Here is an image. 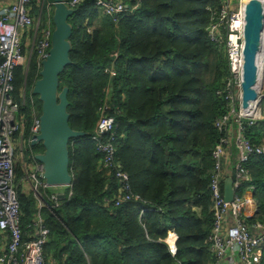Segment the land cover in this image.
Returning a JSON list of instances; mask_svg holds the SVG:
<instances>
[{
    "label": "trees",
    "instance_id": "obj_1",
    "mask_svg": "<svg viewBox=\"0 0 264 264\" xmlns=\"http://www.w3.org/2000/svg\"><path fill=\"white\" fill-rule=\"evenodd\" d=\"M41 2L30 6L33 18L41 16L39 33L53 12L52 0ZM125 2L131 11L119 21L101 13L95 0L82 1L69 18L72 64L60 89L69 88L70 126L86 135L70 141L73 182L57 207L51 201L40 209L26 181L43 151L30 142L41 113L31 91L41 70L37 51L15 69L13 98L24 121L15 159L24 240L41 217L47 264H213L212 150L224 135L215 122L227 102L217 92L229 62L225 42L213 41L208 28L219 20L222 0ZM32 33L23 35L25 55ZM102 111L115 118V161L128 174L129 199H121L126 192L92 138ZM247 137L264 145V119ZM247 168L257 212L245 218L264 223V155L252 156ZM173 234L175 253L168 242Z\"/></svg>",
    "mask_w": 264,
    "mask_h": 264
},
{
    "label": "built area",
    "instance_id": "obj_2",
    "mask_svg": "<svg viewBox=\"0 0 264 264\" xmlns=\"http://www.w3.org/2000/svg\"><path fill=\"white\" fill-rule=\"evenodd\" d=\"M84 0H68L67 4L75 8ZM247 0H222L219 20L208 28L209 36L217 43L225 42V51L229 62V75L225 78L218 95L224 96L227 112L218 118L215 126L223 132L219 143L212 150L214 167L211 173L210 189L214 225L209 240L214 254L213 264H261L264 254V223L249 224L246 216L257 212L252 177L247 163L252 156L264 155V145H255L247 137V130L261 118L259 93L255 100L243 105L244 73V25L242 12ZM33 0L0 1V238L7 246L0 252V264H47L45 245L48 241V229L41 217L35 223L31 239L24 240L20 227L21 204L16 188L15 159L19 145L23 147L22 135L24 121L18 119L19 106L13 98L15 69L28 64L30 56L23 52V35L34 29V40L39 60H44L51 48L53 21L48 20L46 27L39 33L41 16L37 19L30 14ZM53 4V3H52ZM97 9L115 21L127 16L131 7L125 0H95ZM226 29L222 35L221 29ZM114 74V72H112ZM115 118L102 111L95 127L93 140L104 155V164L114 168L121 183V199H129L130 185L128 174L123 172L115 161L116 138ZM39 116L32 126V135L39 133ZM108 135L107 138L105 136ZM32 137L30 138V142ZM235 148V154L233 151ZM43 167L36 166L27 172L26 181L39 201L44 205L57 207L59 195L46 193L50 186L42 177ZM233 177L234 199L225 200L224 182ZM120 199V201H121ZM119 203V202H118ZM176 235L168 242L175 253Z\"/></svg>",
    "mask_w": 264,
    "mask_h": 264
},
{
    "label": "water",
    "instance_id": "obj_3",
    "mask_svg": "<svg viewBox=\"0 0 264 264\" xmlns=\"http://www.w3.org/2000/svg\"><path fill=\"white\" fill-rule=\"evenodd\" d=\"M68 0H52L53 32L51 48L48 56L41 61L40 76L32 87V93L39 97L41 113L39 116V133L32 135L31 144H40L43 151L35 155V159L43 167L42 177L50 187L71 186L73 176L70 172V141L85 136L83 131L74 130L69 123L68 111L69 88L60 89V76L65 68L72 64L70 57L71 36L73 27L69 18L75 9L67 4ZM247 24L244 28V73H243V105L255 100L258 96L254 88L257 76L256 58L261 48L259 36L255 35L258 25H252L249 17L256 11V4L249 2L245 7ZM225 200L234 199L233 177L224 182ZM64 198V194L59 195Z\"/></svg>",
    "mask_w": 264,
    "mask_h": 264
},
{
    "label": "bare ground",
    "instance_id": "obj_4",
    "mask_svg": "<svg viewBox=\"0 0 264 264\" xmlns=\"http://www.w3.org/2000/svg\"><path fill=\"white\" fill-rule=\"evenodd\" d=\"M249 2H254L256 4V11L249 17L251 19L252 25H258V29L255 31V35L259 36V43L261 51L256 58L257 76L255 79L254 88L257 92L260 90L262 83L264 82V0H247L246 5ZM245 9L242 12V19L240 22L243 23L244 28L247 24V16L245 14Z\"/></svg>",
    "mask_w": 264,
    "mask_h": 264
},
{
    "label": "crops",
    "instance_id": "obj_5",
    "mask_svg": "<svg viewBox=\"0 0 264 264\" xmlns=\"http://www.w3.org/2000/svg\"><path fill=\"white\" fill-rule=\"evenodd\" d=\"M25 46L27 47V53L30 54L31 52V47H32V39L31 37H29L28 39H26L25 42ZM19 150L21 151V147L19 145ZM234 154H235V148H233ZM19 156V154H18ZM40 164V162H38L37 160H35V162L33 163V167H32V171H34L36 169V166ZM68 188V186H54V187H49L47 189H53V192L51 193H58V194H64L66 189ZM6 245L3 243V241L0 238V252L6 249Z\"/></svg>",
    "mask_w": 264,
    "mask_h": 264
},
{
    "label": "rangeland",
    "instance_id": "obj_6",
    "mask_svg": "<svg viewBox=\"0 0 264 264\" xmlns=\"http://www.w3.org/2000/svg\"><path fill=\"white\" fill-rule=\"evenodd\" d=\"M0 1H5V2H10L12 0H0ZM42 2L41 3H44L43 1L45 0H41ZM43 11H41L40 13H42ZM42 23V21H41ZM36 28V25L33 26V33H32V36H31V39H32V47H31V52L35 51V47H36V39L37 37L35 38L34 40V29ZM30 56V54L28 55V57ZM260 97L262 98V101L261 103L259 104L260 106V109H261V118H264V82L262 83V86L260 88V90L258 91ZM69 187V186H68Z\"/></svg>",
    "mask_w": 264,
    "mask_h": 264
}]
</instances>
